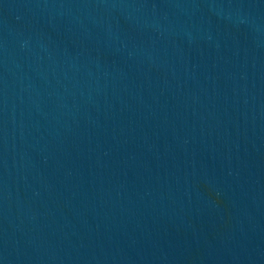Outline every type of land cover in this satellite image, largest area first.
Instances as JSON below:
<instances>
[{"label": "water", "instance_id": "obj_1", "mask_svg": "<svg viewBox=\"0 0 264 264\" xmlns=\"http://www.w3.org/2000/svg\"><path fill=\"white\" fill-rule=\"evenodd\" d=\"M0 264H264V0H0Z\"/></svg>", "mask_w": 264, "mask_h": 264}]
</instances>
